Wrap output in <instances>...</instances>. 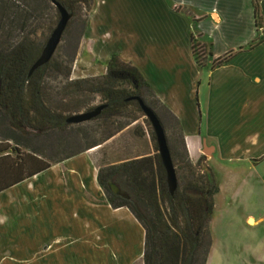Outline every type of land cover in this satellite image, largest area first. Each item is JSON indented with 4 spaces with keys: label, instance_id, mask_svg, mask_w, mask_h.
Wrapping results in <instances>:
<instances>
[{
    "label": "crops",
    "instance_id": "obj_1",
    "mask_svg": "<svg viewBox=\"0 0 264 264\" xmlns=\"http://www.w3.org/2000/svg\"><path fill=\"white\" fill-rule=\"evenodd\" d=\"M151 2L157 5L144 18L150 31L142 35L148 42L128 53L102 54V63L115 54L134 66L177 120L189 161L200 159L212 173L217 192L204 264H264V99L246 98L256 97L259 85L264 89L257 59L259 54L264 61V0L145 1ZM160 10L164 14L157 16ZM208 19L213 26L228 23L230 32L210 33ZM246 21L249 31L242 34ZM92 35L96 43L95 29ZM193 39L210 53L206 72L200 71L205 64L198 67L191 54ZM214 41L223 47L221 55L211 53L207 44L213 51ZM226 54L224 62L210 66ZM88 151L52 163L0 139V264H141L143 229L126 208L112 209L106 203ZM72 188L85 212L74 204L70 208L76 212L68 209ZM110 189L117 192L113 184ZM217 208L245 225L259 226L261 233L245 241L216 239L212 226ZM69 214L85 229L84 236L58 232L67 228ZM73 239L89 248L85 254L80 247L75 262L50 253Z\"/></svg>",
    "mask_w": 264,
    "mask_h": 264
},
{
    "label": "trees",
    "instance_id": "obj_2",
    "mask_svg": "<svg viewBox=\"0 0 264 264\" xmlns=\"http://www.w3.org/2000/svg\"><path fill=\"white\" fill-rule=\"evenodd\" d=\"M55 1L61 3L70 13L59 42L63 41L68 27L77 20L72 44L68 52L63 50L60 55L52 54L45 64L27 74L29 66L38 56L41 48L31 47L26 35H21L25 34V24L31 19H37L44 9H48L52 12L48 32L57 21L58 14L49 0H0V139L8 140L52 163L98 145V143L90 144L76 152L50 160L40 148L24 142L28 136L26 129L35 133L33 137L39 136V139H42L54 131H63L70 125L64 122L65 117H63V113L68 109L57 112L43 103L40 98V77L36 80L35 78L49 69L54 74L62 73L63 78L67 79L68 66L74 57L84 26V19L79 18L78 13L81 9H87L89 0ZM251 6L256 26L258 14L253 1ZM16 28L20 32L18 38L10 35L12 29L16 30ZM194 46L199 48L200 53L204 52L203 44L195 42ZM190 48L193 55V45H190ZM55 50H58V45ZM228 55L216 58L214 66L224 62ZM70 84L74 87V91H79L81 85L86 86L87 92L97 94L103 101L104 107L91 119L93 121L106 120L132 103L139 110L134 100H126L131 96L139 97L153 112L163 134L162 118L167 116L173 121L179 132L183 151V161L177 165V168L179 166L186 176L182 177L181 182L176 183L171 195L165 187L164 171L156 153V145L153 146L155 153L152 156L140 154L138 158L130 157L118 164H97L95 181L109 207L126 208L143 229L141 264H204L211 241L208 222L212 209V196L217 192V184L209 169L206 174L194 172L195 167H201L200 159L194 163L189 161L175 117L155 99L136 68L120 60L115 54H111L107 59L105 72L101 78L78 79ZM146 97L150 98L151 102H148ZM152 103L161 108L162 118L156 113ZM93 108L88 106V110ZM137 134H144L141 127ZM112 135L108 134L105 139ZM148 136L151 141L154 140L151 129ZM166 146L172 163L174 159L170 148L167 144ZM176 164L178 163L175 162ZM110 184L116 186L117 192L111 191Z\"/></svg>",
    "mask_w": 264,
    "mask_h": 264
},
{
    "label": "rangeland",
    "instance_id": "obj_3",
    "mask_svg": "<svg viewBox=\"0 0 264 264\" xmlns=\"http://www.w3.org/2000/svg\"><path fill=\"white\" fill-rule=\"evenodd\" d=\"M145 1L146 0H89L87 9H81L78 13L79 18L84 19V26L78 40L74 57L68 66L69 73L67 79L63 78L62 73L54 74V72L49 69H46L40 76L35 78L36 80L40 77V98L47 107L57 112L68 109L67 112L63 113V117H67L72 114L89 111L88 106L95 107L103 103L97 94L87 92L85 89L86 86L84 85L80 86L79 91H74V87L70 82L78 79L101 78L104 75L106 65V63H102V54L104 55L112 51L128 53L131 47L135 49L136 45L141 46V44L148 42L142 37L145 32L150 31V26L147 25L144 18L147 11L150 12L152 7H156L157 4L156 2L146 4ZM254 4L257 11V5L255 2ZM153 14L155 15V12H153ZM160 14L163 15L164 11L160 10L157 16ZM50 21H52V12L48 9H44L40 17L31 19L25 24V34L22 33L21 35H26L29 42H31V47L39 48L40 46L41 48L56 23L54 22L47 32ZM75 21L77 20H74L68 27L67 32L63 36V41L61 40L59 42L58 50H54L53 55H60L63 50L64 52L69 51L70 45L72 44L71 41L77 29ZM205 25L207 31L214 35L217 33L219 34V32H222V34L229 33L231 30L230 25L223 21H221L218 26H213L212 22L208 19ZM153 26L155 27V25ZM94 29L96 33V43H94L92 35ZM12 30L11 36H15L16 38L20 37L19 29L16 28V30ZM247 31H249V28L248 22L246 21L242 34L247 33ZM194 43L195 40H191L195 64L198 67L205 64L204 68H201L200 71L206 72L208 68L205 67L207 63H205V60L208 58V50L203 44L204 52L200 53L199 48L194 46ZM207 45H209L211 53L214 52V55L217 54L216 56L224 52L222 51L223 47L216 41L213 43V51L211 50L210 42H208ZM182 58H184V56ZM186 58H188V55H186ZM56 59L59 58L56 57ZM257 59L260 76L259 84H262L264 82V61L259 54H257ZM214 65L215 63L213 61L210 66L214 67ZM213 76L214 75L209 76L210 79ZM258 87V91L255 92L256 97H251L252 95H250L246 98L264 99V89L261 88V85ZM146 99L148 102H151L150 98L146 97ZM152 105L156 113L161 117V108L154 103H152ZM133 118L136 120L132 121ZM162 122L166 144L170 148L171 156L174 159V161L172 160V165L176 183H178L182 181L183 176H186V173L182 172L179 166L177 168V165H180L183 161V151L180 146L179 132L173 121L167 116L162 118ZM140 127L144 132L143 135L137 134ZM26 131L28 136L24 142L32 147L40 148V151L44 155H48L50 160L76 152L94 143H98L96 148L88 151L91 149L89 148L86 151H88L87 153L91 161L96 165L102 163L109 164L145 153L152 156L155 153L153 149L155 145L154 140L151 141L148 136V132L150 131L148 122L133 103L125 106L116 115L106 120L99 119L93 121L90 119L85 122L70 124L69 127L63 131H54L42 139H39V136L33 137L35 133L30 129H26ZM16 133V135L20 137L18 132ZM108 134H114V136L105 139ZM175 162L178 164L175 165ZM200 166L201 167H195L194 172L206 174L209 168L201 163V161ZM213 180L215 181L214 177ZM68 194V209H72L70 208L71 204L80 206L79 201L75 198V189L72 188L69 190ZM72 210H75V212L77 211L75 208ZM83 211L85 212L81 207V212ZM76 219L77 218L69 214L67 216V228H62L58 232H66L69 237L72 236L73 238L82 236L86 231L84 232L85 229H83L82 232L81 226L76 222ZM212 228L215 238L220 240L229 239L245 241L253 237L256 238V236L261 233L259 226L245 225L241 222L239 217H236V215L231 212L224 215L223 213H218V208L216 209ZM80 247H82L84 253L87 254L89 250V248H87L88 245H80L74 239L58 248L52 249L50 253L52 255L57 254L58 256H66L69 263H72L76 261V253L81 250ZM133 264L140 263L134 262Z\"/></svg>",
    "mask_w": 264,
    "mask_h": 264
},
{
    "label": "water",
    "instance_id": "obj_4",
    "mask_svg": "<svg viewBox=\"0 0 264 264\" xmlns=\"http://www.w3.org/2000/svg\"><path fill=\"white\" fill-rule=\"evenodd\" d=\"M49 2L55 8L58 14L57 21L50 33L48 34L47 38L45 39L38 56L33 60L31 65L29 66L27 74H30L33 70L42 66L50 59L56 46L59 43L65 25L68 19L70 18V13L64 8L61 3L55 0H49ZM126 100H134L139 108L140 113L148 122V125L154 136V142L156 145V151L159 157V161L164 171L165 187L168 194L171 195L176 187V179L162 128L153 112L142 103L139 97L131 96L128 97V99ZM103 107L104 105L100 104L89 111L72 114L70 116L65 117L64 122L66 124H77L88 121L98 115Z\"/></svg>",
    "mask_w": 264,
    "mask_h": 264
}]
</instances>
